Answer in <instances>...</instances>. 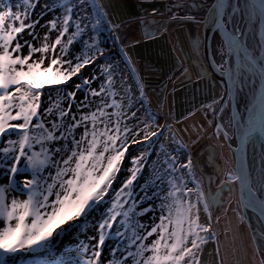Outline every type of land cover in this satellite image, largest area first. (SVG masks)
Wrapping results in <instances>:
<instances>
[{"label":"snow or ice","instance_id":"obj_1","mask_svg":"<svg viewBox=\"0 0 264 264\" xmlns=\"http://www.w3.org/2000/svg\"><path fill=\"white\" fill-rule=\"evenodd\" d=\"M15 7L0 0V264H225L213 226L225 194L239 224L252 213L250 259L264 264V0H164L122 22L106 0ZM157 15L168 19H146ZM135 20L148 40L191 26V55L177 57L155 109L122 42ZM193 67L210 98L162 116L161 93ZM197 111L202 130L229 142L224 169V145L202 164L201 137L176 127Z\"/></svg>","mask_w":264,"mask_h":264},{"label":"rangeland","instance_id":"obj_2","mask_svg":"<svg viewBox=\"0 0 264 264\" xmlns=\"http://www.w3.org/2000/svg\"><path fill=\"white\" fill-rule=\"evenodd\" d=\"M10 2L13 5V10L16 11L17 9L15 6L20 0H10ZM106 3L108 10L116 17L117 22L128 21L131 17L135 16V14L140 15L142 9L151 11L152 7H159L162 10V4L159 0H154L151 4L142 3V0H106ZM137 23L138 20H135L131 27H127L125 31L121 33L122 42L124 44L134 45L126 47L125 50L132 57L134 66L138 68L140 75L145 78V83L154 89L151 94V101L155 109L157 105V93H160L161 87L166 83L167 76L175 70L176 59L172 48V42L168 40L167 34H160L155 39L151 40L145 39V37L140 34V27ZM185 28H188V26H185ZM185 32H187L186 29ZM137 41H139V43H136ZM189 43L186 40V46L184 41V51L191 55L192 50L191 44ZM90 70L91 69H89V71ZM191 72H193L191 81L181 77L182 84L178 81V85H180L179 90L176 91L174 95L171 91V84L167 85L166 93H161L162 96L166 97L163 100L162 116L168 115L170 109H173L174 105L173 114L175 118L180 119L193 107H199L201 103L206 102L210 98V96L206 97L203 95V85L196 82L198 70L193 67L191 68ZM216 90H220L218 84ZM203 120V113L197 111L187 120H183L181 124L176 125V127L187 129V132L183 134L189 142L196 140L198 136L201 137L199 142L193 145V152L195 154L196 152L203 151V155L200 157L202 164L208 156V152L205 149L209 145H224L223 148H216L217 156L215 158V163L219 164L220 167L224 169L227 167L225 161L232 160L233 154L225 145L222 136L219 141L215 138H211L213 132L212 128L207 127L205 124L204 130H202L201 122ZM131 151L135 152L136 148L133 147ZM205 170L210 171L211 166ZM219 179H222V177L217 178L216 183H219ZM215 186L216 184H213V188H215ZM231 199L230 196L225 194L224 207L216 211L213 218V226L214 231L217 233L220 255L224 258L225 264H252L250 259L252 256V248L249 223H238L234 211L236 205L231 202ZM97 216H99V213H97ZM94 223L95 219H90L87 225L88 228H91ZM75 234L76 233H72L71 235L65 234L61 236L57 241L56 247L62 250L64 247L71 246V242L78 238L74 237ZM216 247V244L211 245V249H215ZM245 251L249 259H245Z\"/></svg>","mask_w":264,"mask_h":264},{"label":"flooded vegetation","instance_id":"obj_3","mask_svg":"<svg viewBox=\"0 0 264 264\" xmlns=\"http://www.w3.org/2000/svg\"><path fill=\"white\" fill-rule=\"evenodd\" d=\"M162 4V10H164V0H159ZM209 3H211V0H208ZM135 16H139V15H136ZM134 17V16H133ZM147 20H151V19H155V20H167L168 17L167 16H155V17H152V16H147L146 17ZM138 26L140 27L139 31L141 32L140 34L142 36L143 35V30H142V26L140 24V21L138 20ZM176 27H179V25H176V24H169L168 25V31L167 32H161V35H165L167 34V37H168V40H170L172 42V48H173V52H174V55H175V59L177 60V57H179L180 61H181V64L183 65L184 64V61H185V56H184V41H185V44H186V40L187 42L189 43V40H188V33L185 32V26H180L179 28H176ZM191 26L188 25V28H190ZM172 28V29H171ZM175 29V31H174ZM172 32V33H171ZM187 33V34H186ZM190 44V43H189ZM187 46V44H186ZM181 48H183V51L180 50ZM193 73V72H192ZM219 85V84H218ZM230 115L229 112L226 111L224 117L222 118L223 120H227L228 119V116ZM225 142V141H224ZM228 143L229 142H225V145L228 147ZM231 144L232 146H235L236 145V141L235 140H232L231 141ZM229 148V147H228ZM248 217H250L248 223L251 224V226L253 228H255L256 226V221L255 219L253 218V215L251 212L247 213Z\"/></svg>","mask_w":264,"mask_h":264},{"label":"trees","instance_id":"obj_4","mask_svg":"<svg viewBox=\"0 0 264 264\" xmlns=\"http://www.w3.org/2000/svg\"><path fill=\"white\" fill-rule=\"evenodd\" d=\"M74 237H75V238L78 237V233H76V234L74 235Z\"/></svg>","mask_w":264,"mask_h":264},{"label":"water","instance_id":"obj_5","mask_svg":"<svg viewBox=\"0 0 264 264\" xmlns=\"http://www.w3.org/2000/svg\"><path fill=\"white\" fill-rule=\"evenodd\" d=\"M233 147H235V146H233Z\"/></svg>","mask_w":264,"mask_h":264}]
</instances>
